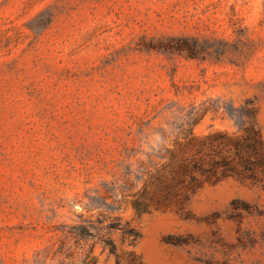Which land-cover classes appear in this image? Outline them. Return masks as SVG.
I'll return each instance as SVG.
<instances>
[{"label": "rangeland", "instance_id": "obj_1", "mask_svg": "<svg viewBox=\"0 0 264 264\" xmlns=\"http://www.w3.org/2000/svg\"><path fill=\"white\" fill-rule=\"evenodd\" d=\"M251 123L264 152V0H0V264H127L100 210L141 264H264V182L133 205L182 131Z\"/></svg>", "mask_w": 264, "mask_h": 264}, {"label": "trees", "instance_id": "obj_2", "mask_svg": "<svg viewBox=\"0 0 264 264\" xmlns=\"http://www.w3.org/2000/svg\"><path fill=\"white\" fill-rule=\"evenodd\" d=\"M208 110H212L211 107L204 104L192 109L188 124L195 123ZM190 134V127L182 131L184 141L168 152L167 162L152 174L149 193L144 192L142 199L133 202L138 212H143L151 206L159 207L172 203L183 209L190 195L203 183H214L226 177L264 182L262 139L254 123L244 126L240 134L233 136L219 133L196 140ZM107 214L106 210L98 211L96 221L105 223L104 228L107 231L119 229L130 246L126 252V263L141 264L133 251L139 237L138 230L127 222L120 224L117 217L109 218ZM87 234L91 237L95 235L91 231ZM98 240L102 249H106L108 254L113 256L114 264H119V255L112 240L104 235L99 236ZM88 264H94V260L90 259Z\"/></svg>", "mask_w": 264, "mask_h": 264}]
</instances>
